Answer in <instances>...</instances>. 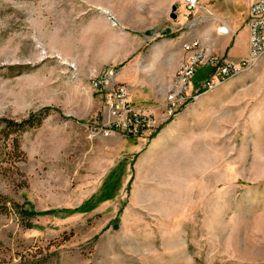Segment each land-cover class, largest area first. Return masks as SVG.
I'll use <instances>...</instances> for the list:
<instances>
[{
    "label": "rangeland",
    "instance_id": "rangeland-1",
    "mask_svg": "<svg viewBox=\"0 0 264 264\" xmlns=\"http://www.w3.org/2000/svg\"><path fill=\"white\" fill-rule=\"evenodd\" d=\"M250 4L0 0V264H264V56L148 135L90 137L92 77L158 113L187 41L246 56Z\"/></svg>",
    "mask_w": 264,
    "mask_h": 264
},
{
    "label": "built area",
    "instance_id": "built-area-1",
    "mask_svg": "<svg viewBox=\"0 0 264 264\" xmlns=\"http://www.w3.org/2000/svg\"><path fill=\"white\" fill-rule=\"evenodd\" d=\"M197 0H181L192 6ZM248 53L239 60L219 57L210 52L198 39L183 44L185 58L174 73L166 91L165 101L158 113L133 104L123 83H109L112 69H103L91 78L95 87L108 84L104 108L90 137H108L115 134L144 136L157 129L163 122L175 117L191 100L215 88L227 78L250 69L264 56V0H251L248 24ZM208 67V75L192 86V79L200 67Z\"/></svg>",
    "mask_w": 264,
    "mask_h": 264
},
{
    "label": "trees",
    "instance_id": "trees-1",
    "mask_svg": "<svg viewBox=\"0 0 264 264\" xmlns=\"http://www.w3.org/2000/svg\"><path fill=\"white\" fill-rule=\"evenodd\" d=\"M48 108H44L42 110H40L39 112H33L28 114L26 117H23L19 120H12V119H3V124L5 129L8 130V133H14L17 132L19 130H23L24 128H26L27 126H35L38 125L42 122L44 115H43V111H47ZM14 144H15V148L17 149L19 147L18 145V141L17 138H14ZM21 210V214L22 215H27L25 213V211Z\"/></svg>",
    "mask_w": 264,
    "mask_h": 264
},
{
    "label": "crops",
    "instance_id": "crops-1",
    "mask_svg": "<svg viewBox=\"0 0 264 264\" xmlns=\"http://www.w3.org/2000/svg\"><path fill=\"white\" fill-rule=\"evenodd\" d=\"M238 43V41H236V43L235 44H237ZM248 53V45H245V47L243 48V50H242V52H241V54L240 55H246ZM233 56H239V55H237L236 53L233 55Z\"/></svg>",
    "mask_w": 264,
    "mask_h": 264
}]
</instances>
